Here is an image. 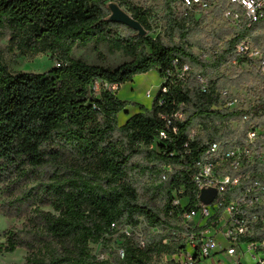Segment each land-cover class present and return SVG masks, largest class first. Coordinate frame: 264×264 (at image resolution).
Listing matches in <instances>:
<instances>
[{
  "label": "trees",
  "instance_id": "16d2710c",
  "mask_svg": "<svg viewBox=\"0 0 264 264\" xmlns=\"http://www.w3.org/2000/svg\"><path fill=\"white\" fill-rule=\"evenodd\" d=\"M180 1L163 0L165 37H153L147 35L149 10L132 0H0V43L8 40L0 48V210L21 222L0 234V255L26 250L24 264H181L173 256L186 250L183 234L191 231L179 226L174 194L184 190L187 209L198 202V164L207 160L212 144L232 149L243 143V127L231 121L249 116L254 122L264 113V96L246 111L214 107L228 100L231 88L264 83V78L256 70L220 73L235 45L252 37L253 29L221 27L203 37V17L179 18ZM112 3L146 35L111 21ZM224 7L220 0L215 11L221 15ZM228 37L225 51L210 60L194 51L217 47ZM101 44L130 60L112 68L72 56L75 49ZM6 52L30 58L50 54L59 66L14 73L5 63ZM183 65L191 70L179 77ZM152 71L166 80L152 108L140 105L123 125L119 116L129 103L111 91L99 97L91 93L97 80L121 86ZM199 74L208 85L205 92ZM177 112L183 118L168 124ZM257 126L264 129V122ZM247 182L228 191L223 209ZM141 219L178 234L164 243L168 232L147 229L144 247L135 238L114 239L112 224L138 227ZM254 227L253 234L240 237L242 243L264 239V227ZM94 245L108 256L115 253L114 259L97 260ZM118 247L124 258L117 255ZM163 255L170 259L161 262Z\"/></svg>",
  "mask_w": 264,
  "mask_h": 264
},
{
  "label": "built area",
  "instance_id": "2783aa9c",
  "mask_svg": "<svg viewBox=\"0 0 264 264\" xmlns=\"http://www.w3.org/2000/svg\"><path fill=\"white\" fill-rule=\"evenodd\" d=\"M224 1L225 7L221 16L225 27L236 32L253 29L252 37L244 38L235 45L233 57L224 66H246L248 70H256L264 78V0ZM219 2L220 0H181V10L177 15L181 19L192 16L202 18L209 11L216 12ZM231 38L228 37L211 49H197L196 54L201 60H210L225 51V42ZM190 70L188 65H183L177 72L179 77H184ZM197 80L205 92L208 85L203 76L197 75ZM119 87L117 84L97 80L91 86V93L99 97L102 91L117 93ZM227 94V91L223 92V95ZM214 108L232 109L233 106L227 100L223 105ZM182 118L183 114L177 112L172 118H167L168 124L171 125L174 119ZM231 124L243 127V143L232 149H222L219 144H212L207 160L198 164V173L194 177L198 202L193 208L187 209L190 200L183 196V189L176 192L172 199L173 208L178 209L176 219L179 226L191 231L183 234L186 238V250L173 256L181 264H243L242 260L246 255L255 264H264V239L246 243L240 241L241 236L253 234L256 224L264 227V215L261 212V207L264 206V129L253 122L249 123V116L233 120ZM161 135L165 137L164 133ZM243 179L248 182L242 193L223 209L228 191L238 187ZM213 189L217 192L213 202L209 205L201 202V192ZM221 210V216L216 218ZM141 220L138 227L112 224L114 239L118 240L122 236L135 238L139 246L144 247L147 229L155 234L168 232L170 236L164 239V243H170L178 234L172 227H150ZM93 251L97 260H108V253L102 251L99 245H94ZM116 252L120 258H124L123 248H116ZM223 253L229 262L220 256Z\"/></svg>",
  "mask_w": 264,
  "mask_h": 264
},
{
  "label": "rangeland",
  "instance_id": "374dc122",
  "mask_svg": "<svg viewBox=\"0 0 264 264\" xmlns=\"http://www.w3.org/2000/svg\"><path fill=\"white\" fill-rule=\"evenodd\" d=\"M136 5L149 10L151 14V26L152 31L147 33L156 37L160 35L165 37L166 23L162 19L163 12L161 10L163 0H132ZM123 10H125L123 8ZM179 3L176 6V12L180 11ZM126 11V10H125ZM203 18L200 21V27L203 29V37L207 35L214 29L225 27L224 20L221 15L217 12H207L203 14ZM127 32V31H126ZM209 40H205V44ZM8 44V40H3L0 43V48L5 49ZM197 51V48H194ZM72 56L76 59H82L83 61L94 64V65H104L108 67H118L119 65L128 62L130 57L125 55L121 51H116L110 49L107 45L101 44L99 46L91 45L87 48L75 49ZM5 63L9 70L16 72H29V73H43L49 71L56 66L57 61H54L50 54L39 55L35 58H30L27 56H19L17 54L5 53ZM244 70L247 71L246 66H234L225 65L220 71L221 74H226L229 76L234 71ZM165 78H162L156 71L149 72L147 74L136 75L131 82H127L119 87L116 95L122 101L129 103L128 107L131 110H137L138 105L142 104L147 107V109L152 108L153 101L159 92L161 86L165 83ZM151 93V96H148ZM264 96V83L258 80L252 81L247 84H243L241 87H233L230 90V96L228 101L232 102L233 108H239L242 110H249L253 107L262 97ZM119 123L122 124L124 120V114L121 113L119 116ZM264 122V113H260L256 120L253 122L254 125H258L259 122ZM0 204H1V194H0ZM15 220L7 219L2 211L0 210V234H2L10 226L19 224ZM115 249V248H114ZM27 251L19 249L12 254L0 255V264H24ZM108 260H113L115 253L109 251ZM226 261L229 262L227 256L223 253L220 254ZM170 257L163 255L160 260L161 262H166ZM243 264H255L251 261L248 255L242 260Z\"/></svg>",
  "mask_w": 264,
  "mask_h": 264
},
{
  "label": "water",
  "instance_id": "95a60500",
  "mask_svg": "<svg viewBox=\"0 0 264 264\" xmlns=\"http://www.w3.org/2000/svg\"><path fill=\"white\" fill-rule=\"evenodd\" d=\"M111 9V17L110 20L113 22L124 24L136 31H138L139 35L145 36L146 31L141 26L139 22H137L129 13H127L123 8H121L118 4L112 3L110 5ZM217 192L216 190H203L200 194V201L206 205H209L213 202Z\"/></svg>",
  "mask_w": 264,
  "mask_h": 264
},
{
  "label": "crops",
  "instance_id": "0c3cea01",
  "mask_svg": "<svg viewBox=\"0 0 264 264\" xmlns=\"http://www.w3.org/2000/svg\"><path fill=\"white\" fill-rule=\"evenodd\" d=\"M140 105L144 106L145 108H147L145 105H142V104H140ZM140 105H138V107H137L138 109L137 110H131L129 107H127V109L123 112L124 120H123L121 125H123L131 116H133V115H135V114H137V113H139L141 111L140 110ZM120 116H121V114H120Z\"/></svg>",
  "mask_w": 264,
  "mask_h": 264
}]
</instances>
